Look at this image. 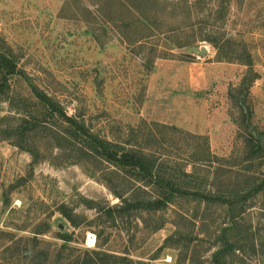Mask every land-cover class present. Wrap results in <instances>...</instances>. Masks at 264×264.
I'll return each instance as SVG.
<instances>
[{"label": "rangeland", "instance_id": "obj_1", "mask_svg": "<svg viewBox=\"0 0 264 264\" xmlns=\"http://www.w3.org/2000/svg\"><path fill=\"white\" fill-rule=\"evenodd\" d=\"M211 39L251 53L259 78L248 98L254 131L263 133L264 0H0V51L25 72L11 78L8 97L0 95V118L14 114L12 101L36 102V86L102 137L158 150L167 170L193 174L180 180L192 189L244 188L264 179V158L245 161L233 121L229 91L248 67L219 60ZM42 146L49 155L34 162L0 137V264H48L66 232L71 246L95 248L103 228L104 249L154 264H213L217 234L227 228L242 246L228 264H264V191L232 207L181 195L156 214L98 219L89 202L119 203L109 186L126 192L123 177L108 163H65L63 151ZM34 236L25 258V237Z\"/></svg>", "mask_w": 264, "mask_h": 264}, {"label": "trees", "instance_id": "obj_2", "mask_svg": "<svg viewBox=\"0 0 264 264\" xmlns=\"http://www.w3.org/2000/svg\"><path fill=\"white\" fill-rule=\"evenodd\" d=\"M147 19V18H146ZM230 39L221 42L220 39L212 40L218 49L219 60L237 61L248 67L240 85L232 87L229 91L231 99L236 109L237 115H234L233 121L238 126L240 133L243 134V140L246 147L245 161H253L256 158H264V145L262 138L264 132L257 133L253 126V108L249 102L251 88L259 78V74L254 69V61L251 53L244 48L240 51L239 45L232 46L228 51L224 48V43ZM172 42V41H171ZM173 43V42H172ZM193 41L185 45L192 44ZM235 43V42H234ZM238 47V48H237ZM232 49H234L232 51ZM224 51V53H223ZM232 53L230 56L228 54ZM18 67V62L11 54L0 51V95L9 96L11 89V78L16 75H24ZM32 93L36 102L21 98V101H12L11 107L14 114L0 118V137L10 140L15 146L27 150L34 157V162L45 159L49 154L41 151L42 144L52 148L60 149L63 154V161L78 163H108L115 167L111 175L125 180L128 185L126 192L119 190L114 186H109L112 193L120 199V202L114 205L106 203L103 205L100 201L91 200L89 207L98 211V219L108 218L116 219L120 216L133 215L140 211H147L156 214L164 211L165 208L176 200L177 196L185 195L206 201L208 203L218 202L232 207L235 204H242L255 193L264 191V179L260 182L251 181L244 188H235L218 191L205 192L190 188L187 184L180 183V180H192L193 174L186 170L170 172L158 161L156 149L147 144L126 142L121 140L108 139L102 137L91 128L86 126L82 116L69 115L64 104L55 96L33 86ZM14 107V108H13ZM242 131V132H241ZM2 135V136H1ZM42 157V158H40ZM113 177H111L113 179ZM129 180H128V179ZM128 184H127V182ZM247 190L245 194L242 192ZM130 192V194H127ZM239 197V199H238ZM241 198V199H240ZM62 213L67 217L75 227H80L76 221L77 214L64 207ZM133 213V214H132ZM162 223L156 228H161ZM227 228L220 230L217 234L215 252L212 254L213 264H228L227 257L236 249H241L235 241H231L227 236ZM105 228L97 230V246L95 248L82 247L76 248L70 245L73 241V235L70 233L60 234V239L64 242L57 252V257H46L48 264H154L146 261L135 260L128 254H117L102 247V237ZM185 235V234H180ZM188 244L192 241L189 238ZM26 247L24 250L25 258H28L30 249L27 244L30 242L38 243V236L33 239L25 237ZM180 243V242H179ZM176 244V242H174ZM184 246V245H183ZM184 246V250H187ZM11 248V247H9ZM182 249V245L179 246ZM68 249L71 253L64 255V250ZM22 253V252H21Z\"/></svg>", "mask_w": 264, "mask_h": 264}, {"label": "bare ground", "instance_id": "obj_3", "mask_svg": "<svg viewBox=\"0 0 264 264\" xmlns=\"http://www.w3.org/2000/svg\"><path fill=\"white\" fill-rule=\"evenodd\" d=\"M95 240H96L95 235L91 233L89 236V244L93 245Z\"/></svg>", "mask_w": 264, "mask_h": 264}, {"label": "water", "instance_id": "obj_4", "mask_svg": "<svg viewBox=\"0 0 264 264\" xmlns=\"http://www.w3.org/2000/svg\"><path fill=\"white\" fill-rule=\"evenodd\" d=\"M263 145H264V137H263Z\"/></svg>", "mask_w": 264, "mask_h": 264}]
</instances>
